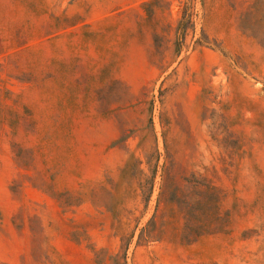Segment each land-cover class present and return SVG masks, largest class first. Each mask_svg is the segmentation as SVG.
I'll list each match as a JSON object with an SVG mask.
<instances>
[{"label":"rangeland","instance_id":"rangeland-1","mask_svg":"<svg viewBox=\"0 0 264 264\" xmlns=\"http://www.w3.org/2000/svg\"><path fill=\"white\" fill-rule=\"evenodd\" d=\"M0 264H264V0H0Z\"/></svg>","mask_w":264,"mask_h":264}]
</instances>
